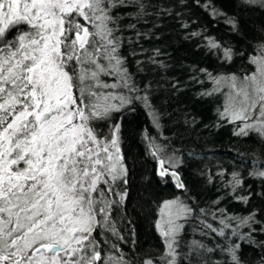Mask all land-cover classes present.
<instances>
[{
	"label": "snow or ice",
	"instance_id": "obj_1",
	"mask_svg": "<svg viewBox=\"0 0 264 264\" xmlns=\"http://www.w3.org/2000/svg\"><path fill=\"white\" fill-rule=\"evenodd\" d=\"M236 2L264 13V0ZM201 5L220 15L215 0H0V264H264V27L245 56L203 29L190 31L184 13ZM223 18L243 30L239 17ZM167 20L186 39L206 41L223 65L239 57L253 66L195 68L189 79L202 86L201 98L215 100L221 125L262 151L249 170L228 172L225 200L207 208L190 196L162 201L155 223L162 245L134 250L118 227L131 233L129 117H145L139 135L161 181L188 192L183 154L162 136L161 94L181 90L179 79L165 78L167 49L155 46ZM190 222L202 239L185 246Z\"/></svg>",
	"mask_w": 264,
	"mask_h": 264
},
{
	"label": "trees",
	"instance_id": "obj_2",
	"mask_svg": "<svg viewBox=\"0 0 264 264\" xmlns=\"http://www.w3.org/2000/svg\"><path fill=\"white\" fill-rule=\"evenodd\" d=\"M215 7L220 13L219 16L213 15L211 8L203 5L187 9L184 16L192 18L189 21L190 31L200 32L203 29L210 38L229 43L233 48H240L247 56L251 52L249 45L255 46L258 43L257 37L264 27V13L241 11L236 0H215ZM224 16L239 17L243 30L237 34ZM163 23V43H156L155 46L167 49L170 70L165 78L179 79L181 90L165 91L161 94L160 102L165 112L161 121L162 136H167L178 153L183 154L181 178L185 181L188 192L182 194L175 187L174 180L169 183L161 181L157 175L158 163L149 154L142 136L139 135L141 126L147 127L145 117H129L134 122L130 124V134L125 145L129 180L124 211L126 220L131 222V233L123 222L118 227L122 234L131 235L135 240L134 250L143 251H155L162 245V238L155 228L158 206L162 201L190 196L192 202L204 208L217 198L223 201L226 182L230 178L228 172L233 169L241 173L249 170L256 164V158L260 157L262 151L259 143L235 136L233 125H221L216 119L215 100L210 97L201 98L199 93L203 90L202 86L189 79L195 68H207L215 74L242 73L251 71L253 66L239 57L223 65L204 47L206 41L198 37L186 39L188 32L178 28L172 20ZM197 24L200 27H196ZM144 46L153 47L149 43ZM201 79L203 80V76ZM204 86L210 88L211 82H206ZM193 119L195 123H192ZM189 153L193 155H188ZM222 171L224 175H220ZM213 173L218 178L209 183ZM230 206L239 207L235 202ZM184 236L185 246L194 240H201L199 223H186ZM204 242L208 243L207 240Z\"/></svg>",
	"mask_w": 264,
	"mask_h": 264
},
{
	"label": "rangeland",
	"instance_id": "obj_3",
	"mask_svg": "<svg viewBox=\"0 0 264 264\" xmlns=\"http://www.w3.org/2000/svg\"><path fill=\"white\" fill-rule=\"evenodd\" d=\"M168 200V199H167ZM158 231V230H157ZM159 233V232H158Z\"/></svg>",
	"mask_w": 264,
	"mask_h": 264
}]
</instances>
